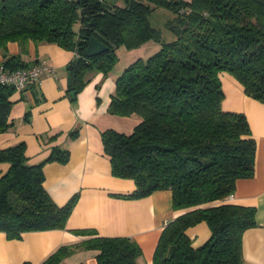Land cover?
Wrapping results in <instances>:
<instances>
[{"label":"trees","instance_id":"16d2710c","mask_svg":"<svg viewBox=\"0 0 264 264\" xmlns=\"http://www.w3.org/2000/svg\"><path fill=\"white\" fill-rule=\"evenodd\" d=\"M156 9L172 16L164 38L150 21ZM91 38L107 46L87 58ZM54 44L71 51L68 93L87 83V72L104 76L118 63L117 50L146 42L159 50L129 64L115 81L109 110L137 116L141 122L126 135H101L111 173L133 181L126 199L169 190L172 209L183 214L167 221L152 264H244L242 235L256 226V209L228 202L238 179L254 175L256 142L243 113L222 107L220 74L230 73L250 98L264 103V0H0V52L6 72L30 66L7 54L9 42ZM15 92L0 84V134ZM37 88L30 94L37 99ZM72 100H75V95ZM23 142L0 149L9 164L0 177V232L9 239L23 233L65 229L76 197L59 207L43 187L45 162H66L68 152L53 149L29 165ZM205 223L207 241L193 248L186 230ZM76 233L93 235L90 230ZM76 248L96 252L97 264H141L142 251L128 237L93 236L75 247H60L41 264H59Z\"/></svg>","mask_w":264,"mask_h":264},{"label":"crops","instance_id":"0c3cea01","mask_svg":"<svg viewBox=\"0 0 264 264\" xmlns=\"http://www.w3.org/2000/svg\"><path fill=\"white\" fill-rule=\"evenodd\" d=\"M121 48L117 50L118 57ZM133 53V50L124 52V64L117 63L106 76L87 72V83L72 100L67 71L74 57L71 51L31 41L23 49L16 42L7 44L9 56H17L28 66L46 62L53 71L41 76L36 87L38 102L27 92L12 94L8 116L12 126L0 134V149L23 142L29 165L44 162L53 149L66 150V162L44 163L43 187L59 207L74 197L76 201L65 229L26 232L20 239H9L0 232V264H41L58 248L78 246L93 236L131 238L142 251L141 264H152L164 224L184 211L172 209L169 190L155 191L140 199L124 198L134 191V183L112 175L101 141L106 130L128 135L141 122L137 116L123 117L109 110L115 81L136 58ZM4 61L0 52V63ZM220 81L223 109L243 113L256 142L254 175L238 179L227 201L256 209V226L242 235V259L244 264H264V103L247 96L240 83L227 72L220 74ZM8 169L9 164L0 163V177ZM78 230H90L94 234L74 232ZM186 235L192 247L197 248L207 241L210 231L202 222L188 228ZM95 256L93 250L76 248L59 264H97Z\"/></svg>","mask_w":264,"mask_h":264},{"label":"built area","instance_id":"2783aa9c","mask_svg":"<svg viewBox=\"0 0 264 264\" xmlns=\"http://www.w3.org/2000/svg\"><path fill=\"white\" fill-rule=\"evenodd\" d=\"M53 68L46 62H42L28 68H19L12 72H6L0 67V84L9 85L17 92L30 94L31 87H37L41 83L44 73H51Z\"/></svg>","mask_w":264,"mask_h":264},{"label":"rangeland","instance_id":"374dc122","mask_svg":"<svg viewBox=\"0 0 264 264\" xmlns=\"http://www.w3.org/2000/svg\"><path fill=\"white\" fill-rule=\"evenodd\" d=\"M109 1H113V2H117V3H123V0H109ZM172 15L167 12L164 11L163 9H156L150 18L151 24L158 30L161 31L162 35L164 38H171V34L166 30L165 28V24L166 22L170 19ZM160 46L158 43L154 42V41H149L146 42L144 45H142L141 47L137 48V49H133L134 53V57L136 56V58L134 59H142V60H146L147 58H149L150 56H152L154 53H156L159 50ZM130 52L131 50H127L126 48L122 47L118 53L119 57H118V63L120 64H124L123 60V56H124V52ZM120 58V59H119ZM226 73V72H224ZM230 74V73H228Z\"/></svg>","mask_w":264,"mask_h":264},{"label":"water","instance_id":"95a60500","mask_svg":"<svg viewBox=\"0 0 264 264\" xmlns=\"http://www.w3.org/2000/svg\"><path fill=\"white\" fill-rule=\"evenodd\" d=\"M107 49H108L107 46L103 42H100L96 38H91L87 44L85 56L87 58H91V57L102 54ZM75 93H76L75 91H71L69 93L70 97L73 98Z\"/></svg>","mask_w":264,"mask_h":264}]
</instances>
